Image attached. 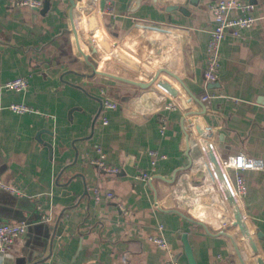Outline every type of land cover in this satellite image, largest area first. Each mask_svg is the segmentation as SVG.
Returning a JSON list of instances; mask_svg holds the SVG:
<instances>
[{
  "label": "crops",
  "instance_id": "obj_1",
  "mask_svg": "<svg viewBox=\"0 0 264 264\" xmlns=\"http://www.w3.org/2000/svg\"><path fill=\"white\" fill-rule=\"evenodd\" d=\"M48 1L41 13L44 0L37 10L0 0V88L28 79L25 92L0 89V181L23 194L0 190V223L27 225L10 252L0 253V264H165L169 254L150 241L155 237L177 264L190 263L185 246L195 264H264V171L243 173L248 240L204 160L195 126L209 131L220 159L243 153L264 161V0H253L252 28L221 42L213 86L203 71L214 27L207 4L214 0H97L92 7L75 0L78 42L69 0ZM112 54L152 76L164 69L158 79L176 88L187 113L178 105L165 109L174 100L156 84L140 89L95 74L90 64L149 82L141 70L108 58ZM204 94L211 96L206 102ZM106 100L116 108L100 109ZM12 103L38 113L14 114ZM98 146L117 174L90 163ZM150 151L166 158L147 181L135 179L150 169Z\"/></svg>",
  "mask_w": 264,
  "mask_h": 264
},
{
  "label": "built area",
  "instance_id": "obj_2",
  "mask_svg": "<svg viewBox=\"0 0 264 264\" xmlns=\"http://www.w3.org/2000/svg\"><path fill=\"white\" fill-rule=\"evenodd\" d=\"M14 4L18 7L34 10L40 9L42 6L41 0H14ZM207 8L212 16L214 27L209 32L203 77L206 84H213L217 82L219 76L221 42L227 34H230L233 37H239L242 31H246L255 25L256 18L253 16L255 4L253 0H214L207 4ZM106 12L112 13L111 1H109L106 7ZM231 14H233V16H230ZM108 58L112 59L111 56ZM27 88L28 79L26 77H18L5 82L0 89L21 93L25 92ZM162 94L167 98H170L166 93L163 92ZM210 97V95L204 94L200 100L206 102ZM176 105L177 104L174 101H167L164 104V108L175 109L177 108ZM115 108L116 103L109 100L102 103V109L111 110ZM9 110L17 115L38 113L37 110H34L23 103H12L9 105ZM43 116L50 117L47 114H43ZM107 123L108 121L105 117L101 118L102 125H106ZM163 131L164 126L161 128V132ZM204 133H206L204 145L201 143L200 139H198V142L201 151L203 152L204 160L216 178L218 190L223 195L225 194V191H227L234 202H236L240 209H242L241 199L246 194L247 190L243 173L246 171H264V161L259 158L247 156L243 153L230 155L225 159H220L215 154L211 142L208 141L209 131L204 130ZM95 151L97 153V158L95 160H90V163L95 165L102 172L111 175L117 174L119 170L110 166L106 162V157L102 149L98 146ZM148 155L150 157V169L148 171H138L135 175V179L147 181L150 178L151 173L155 170L156 162L166 158L164 155L158 154L156 151H150ZM211 158H213V162L211 161ZM231 173H233V177L231 176ZM217 175L219 177H217ZM0 190L17 197L23 196L18 188L4 184L1 181ZM104 196L110 200L114 199V195L111 192L104 193ZM94 197L97 202L100 201L102 195L99 190L96 189L94 191ZM159 230H162L161 226L159 227ZM26 232L27 225L24 222L17 224L0 223V253L10 252L16 241L22 238ZM150 241L156 244L159 248L166 250L169 254V259L165 264H177L172 260V252L161 237L151 238Z\"/></svg>",
  "mask_w": 264,
  "mask_h": 264
},
{
  "label": "water",
  "instance_id": "obj_3",
  "mask_svg": "<svg viewBox=\"0 0 264 264\" xmlns=\"http://www.w3.org/2000/svg\"><path fill=\"white\" fill-rule=\"evenodd\" d=\"M96 2H97V0H86V6H88V7L91 6L92 7V5L95 4ZM189 2L192 5H196V4H198L199 0H190ZM69 4L71 6V9H70L71 29H72L73 33L75 34L76 41L78 42V35H77L76 26H75V23H74V16H73V9L76 6V1L75 0H69ZM48 5H49V1L48 0H44V5H43L41 13H44L48 9ZM157 7L160 8L161 10H164L165 12H171V11H174V10H178V11H181V12L184 13L186 11L184 8L179 7V6H161V5H159ZM94 9H96L95 5H94V8H92V9L87 11L91 15L90 18L95 16V13H93L95 11ZM79 51L83 55V57H84V59L86 61L89 60L88 59V55H86L81 50L80 47H79ZM94 53H96V50H94ZM111 57L114 60H116L117 62H120V63L132 68L135 71L136 70H141L142 74H144L145 78L149 79V82L148 83H141V82H137V81H133V80H128V79L120 77V76H115V75H112V74L101 72V71L95 70L94 66L92 64H90V66L93 68V72L95 74H100V75H103V76H106V77H109V78H112V79H116V80L125 82L127 84H130V85L135 86V87L140 88V89H148V88H150V87H152L153 85L156 84V86L161 91H163L170 98H172L174 100V102L178 106L183 108V110H185V112L187 113L188 110L186 109V105H185V103L183 101L184 99L181 96V94L176 90V88L172 84L168 83L166 80H159L158 79L159 75L161 73H166L167 74V72L164 69L157 71L152 76L151 72H148L144 68H139L138 65L135 64L131 59L125 57L122 54H115V55L112 54ZM209 86H213V84H209ZM100 109H102V102L100 103ZM200 125H201L200 123L199 124L196 123L195 126L197 127V132L199 134V139H200L201 143L204 145V142H205L204 139H206L205 138L206 133H204V130L201 128ZM211 161L213 162V158H211ZM218 175H217V177H219ZM224 196L229 201L230 209H231V211H233V214H234V217H235L234 224L238 227V229H239L241 234L245 235L248 240L249 239L251 240L252 237L249 235V231H248V228H247L246 220L244 218L242 209H240V207L237 205V203L234 202V200L232 199V197L230 196V194L227 191H225ZM235 248H236L238 254L240 255L238 248L237 247H235ZM185 252H186V255H187L188 259H189V262H190L189 264H195L193 259H192V254H191V250H190L189 246H185ZM256 263L257 264H263L261 260H256Z\"/></svg>",
  "mask_w": 264,
  "mask_h": 264
}]
</instances>
